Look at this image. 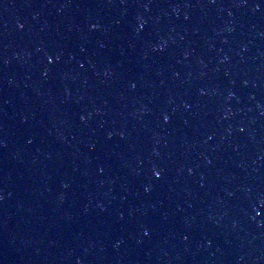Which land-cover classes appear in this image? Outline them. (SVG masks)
Wrapping results in <instances>:
<instances>
[{
  "label": "water",
  "instance_id": "1",
  "mask_svg": "<svg viewBox=\"0 0 264 264\" xmlns=\"http://www.w3.org/2000/svg\"><path fill=\"white\" fill-rule=\"evenodd\" d=\"M0 264H264V0H0Z\"/></svg>",
  "mask_w": 264,
  "mask_h": 264
},
{
  "label": "snow or ice",
  "instance_id": "2",
  "mask_svg": "<svg viewBox=\"0 0 264 264\" xmlns=\"http://www.w3.org/2000/svg\"><path fill=\"white\" fill-rule=\"evenodd\" d=\"M23 25H21V27H22ZM53 58L52 57H49V60L51 61ZM155 175L157 176V177H159L160 175H161V173L159 172V171H157L156 173H155Z\"/></svg>",
  "mask_w": 264,
  "mask_h": 264
}]
</instances>
